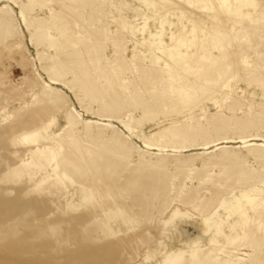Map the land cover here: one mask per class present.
Here are the masks:
<instances>
[{"label": "rangeland", "instance_id": "obj_1", "mask_svg": "<svg viewBox=\"0 0 264 264\" xmlns=\"http://www.w3.org/2000/svg\"><path fill=\"white\" fill-rule=\"evenodd\" d=\"M255 1L261 10L242 6L240 18L220 0L148 14L140 0L45 1L26 17L50 20L49 9H68L69 37L48 29L31 41L18 6L0 0L13 13V26L0 32V264H264V108L225 97L234 86L235 95L264 103L239 66L260 53L240 60L251 46L235 43L230 70L216 79L227 84L211 86L220 102L205 97L175 115L163 80L181 69L162 71L172 52L150 37L163 31L169 43L170 34L202 24L205 53L219 56L215 46L240 28L261 45L264 32L248 23L264 20V0ZM196 81L215 80L192 76L181 87L188 98ZM144 105L155 120L137 128ZM70 110L80 122L68 131ZM211 117L222 122L208 126ZM192 125L202 133L186 143L140 140Z\"/></svg>", "mask_w": 264, "mask_h": 264}, {"label": "bare ground", "instance_id": "obj_2", "mask_svg": "<svg viewBox=\"0 0 264 264\" xmlns=\"http://www.w3.org/2000/svg\"><path fill=\"white\" fill-rule=\"evenodd\" d=\"M25 1H26L25 4H21V3H19V0H2V2H6V3L10 4V5L18 6L19 15L25 17L26 29L29 32V38H30L31 41H34L35 38L40 35V33H43L44 31H46L48 29L56 30L60 34L61 37H65L66 39L69 37V35H68L69 29L66 28L67 25H68V22H67L68 15L67 14H70L68 9L67 10L61 9L60 11L49 9L50 20H47V19H45L42 16L37 17V18H34V17L27 18L26 17V15L31 14L32 11L34 10V8H36V7L39 8L40 12H42L43 11V7H41L42 2L54 1L56 3H61V1H65V0H25ZM96 1L97 2H95V3L97 5H98V3L103 2V0H96ZM140 1L144 2V4L143 3L142 4L145 7L148 8L146 13L143 12L144 14H148L151 10L154 9V8L152 9V7H154V6L155 7L156 6H159V7L160 6H162V7L164 6L165 7L166 5H168L169 6L168 8H170V9H172V8H174V9H180V8L183 9V6H186L187 3H188L187 2L188 0H186V1H184V0H140ZM220 1H222L221 3L224 5L223 6L224 8L229 3L226 6V9L228 11L231 10L230 12H231V14L233 13V15H232L233 17L238 15V17L240 18L239 14H241L242 12L240 11L241 13H238V11L243 8L242 6H248V7L249 6H255V8L257 6L258 9L261 10V3L260 2H256L255 0H234L235 1L234 4L231 3L229 0H220ZM224 1H226V2H224ZM216 2H217V0H216ZM66 3H64V4H66ZM263 3H262V6L264 7ZM66 5H68V4H66ZM62 7H64V9L67 8L66 6H62ZM159 7H158V10H160ZM223 7H222V9H223ZM165 8H163V9H165ZM163 9H162V11H163ZM226 9H225V11H226ZM253 9H254V7H253ZM249 10H252V9H249ZM136 11L141 12V10H139V9H136ZM256 11L255 12L253 11V12L256 13ZM253 12L252 13L249 12L250 13L249 14L250 17L252 16ZM259 12H261V11H259ZM263 12H264V8H263ZM235 13H238V14L236 15ZM246 13H248V11ZM73 14H74V12H73ZM158 18H159V16H158ZM0 19H1L0 32L1 31H7V30H9V28H11L13 26V13L8 7H1L0 8ZM228 19L231 20L232 18H228ZM241 19H240L241 22L244 21V20H247V18L243 17V16L241 17ZM250 19H252V17ZM201 21H203V20H201ZM232 21H233V19H232ZM238 21H239V19H238ZM238 21H236V22H238ZM248 23H249V25H250V23H251V25H253L252 23H256L257 26L255 28L258 31L260 29H262V31L264 32V20H263V17L256 18L252 22H248ZM247 24H245V25H247ZM231 25L233 26V23ZM245 25H244V27H245ZM258 25H261V26H258ZM236 26H238V25H236ZM238 28H239V26L237 27V29ZM72 29H73V27H72ZM233 29H234V27H233ZM162 30L163 29H161V31ZM205 30H207V29L205 28L204 25L201 24V27H200L199 30L197 29L196 26H193L192 30L187 32V33H185V34H183V33H178V34H174L173 33L172 35L170 34V36L168 37V39L170 38L169 39V43L163 41V38L165 37V34H164L163 31L162 32L159 31L156 35H154V34L151 35L150 34L151 38H153V39H154V37L157 38V40H158V41H156V42H158L157 43V47L160 46L163 50L164 49L165 50L169 49L172 52L171 53L172 54L171 58L173 60L171 61V58L168 59V60H170L169 62H165L163 60L165 62V66H164V68H162V71L163 72H165L164 70L171 71L169 66L172 67V68H174V66L176 68V66H177L178 69H181L180 72H177L178 70L176 71V69L174 70V72L176 71V73H179V74L172 73L173 71H171L169 74L167 73L168 75H166V76H168L171 79L170 80H163V83H164L163 90H164V97H165L164 105H165L166 109H173L175 111V115L183 114L182 111H181V113H178V112L176 113V111L180 107H181L180 109H184L185 107L189 106L190 104L196 105L194 107L202 106L203 105L202 99L205 98V97L210 99L211 101L216 102V103L220 102V100L214 99L215 91H213L211 89V86L214 85V84H216V85L222 84V86H225V84H227L226 80H221L220 82H217L216 79L222 78L224 76V74L226 75V72L228 70H230L229 66H228L229 65V61H230L229 57H231L233 55L231 53V50H233V46H235V43H239L240 45L245 44V45L251 46V48L249 47V49L247 51L239 52L240 60L243 59L244 55L247 56L249 53H251V54L252 53H257V52L260 53L259 55H257L255 57V59H253L252 64H243V65H239V66H240V68H241V66H243L244 71L246 72V77H247V81L246 82H248L247 85L249 86V89H251L252 91L258 89L261 92H264V53L260 52L261 49L259 51L258 45L260 43L253 44L252 42H250V41H253L252 39H254V38H256L255 40H257L258 38H260V36L256 35V34H251V35L247 36L246 33H244V34H246V35H244V34H242L241 31H245V30H241L240 33H237V32H239V30L237 31L236 28H235V30L237 32L236 33L235 32L234 33L231 32V33H233L231 35H230L229 31H228L225 36L223 35L224 38H222V44L215 46V50L217 49V52H219V56H217V55H211L210 52L205 53L206 52L205 51L206 50V48H205L206 40L203 39V38H200L201 35L205 32ZM249 30H252V29H249ZM73 31H75V30H73ZM221 31L222 30L220 29V32ZM247 31H248V29H247ZM198 32H200L201 35ZM73 33H75V32H73ZM240 36H242V37H240ZM255 40H254V42H255ZM258 42H261V45L264 46V41L263 40H259ZM261 45H259V46L261 47ZM184 46H185V48H184L185 50H183L181 48V47H184ZM257 47H258V49H256ZM157 59H159V57L158 56H154V60H157ZM208 67L209 68L211 67V68L219 69L222 72L204 74L205 71H206L205 70L204 73H202V69H206ZM235 67H236V65H235ZM238 67H236V69ZM207 72H209V71H207ZM173 75H176L175 78L173 77ZM192 76H194V79L197 78V77H200V76H208L211 80H215V81H213V83L209 82V83H205V84H201L199 81H196V83L193 84V85H195V87H198L197 88V92L195 94H192L191 97L188 98L187 94L181 89V87L183 88L184 85H186V84L188 85V83L190 82V78ZM249 78L253 79V82H250L248 80ZM199 84H200V86H199ZM231 87L232 88H231L229 94L225 95L226 98L230 97V101H237L238 106L244 107V108H248V109H253V110H257L258 109V110H260L261 108H264V103H258L256 101L248 99L245 96L235 95L234 94V86H231ZM222 99H225V98H222ZM182 107H184V108H182ZM188 109H184V111H186ZM203 109H204V111H207L208 107L204 106ZM153 114L154 113L151 111V109L149 108L148 105L142 106V115L143 116H142L141 119L137 120V126L136 127L137 128H143L146 124L149 125V123H153L154 120H155L154 118H152ZM79 122H80V120L78 119V117L70 110L69 111V116L66 118V122H65L66 126L68 128V131H69V129H74ZM221 122H222L221 119H218L216 117H211L210 120L207 122V124H208V126L211 125V124L212 125H217V124H219ZM84 124H85V126L88 125V123H86V122ZM202 130L203 129H201V127H199V125H192V126H187V127H184V126L164 127V128H161L160 130H156L155 132L151 133L148 136H140V140H142L143 142L149 143V144L150 143H154L155 144V143L165 142V141H166L167 144L174 143V142H181V141L186 143L192 137H194L196 135H199V133H202ZM76 140H77V138H76ZM235 167H237V166L235 165ZM87 172H88V170H87ZM252 175H254V174H252ZM91 189H92V187H91Z\"/></svg>", "mask_w": 264, "mask_h": 264}]
</instances>
